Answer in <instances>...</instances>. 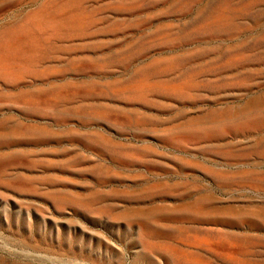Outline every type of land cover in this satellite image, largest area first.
<instances>
[{"label": "rangeland", "instance_id": "374dc122", "mask_svg": "<svg viewBox=\"0 0 264 264\" xmlns=\"http://www.w3.org/2000/svg\"><path fill=\"white\" fill-rule=\"evenodd\" d=\"M0 264H264V0H0Z\"/></svg>", "mask_w": 264, "mask_h": 264}]
</instances>
